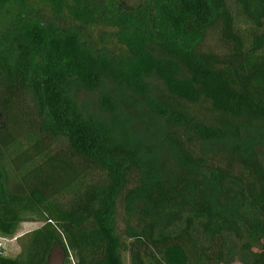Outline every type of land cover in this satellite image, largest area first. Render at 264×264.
I'll use <instances>...</instances> for the list:
<instances>
[{
  "label": "trees",
  "instance_id": "16d2710c",
  "mask_svg": "<svg viewBox=\"0 0 264 264\" xmlns=\"http://www.w3.org/2000/svg\"><path fill=\"white\" fill-rule=\"evenodd\" d=\"M131 1L0 0V264H264V0Z\"/></svg>",
  "mask_w": 264,
  "mask_h": 264
},
{
  "label": "rangeland",
  "instance_id": "374dc122",
  "mask_svg": "<svg viewBox=\"0 0 264 264\" xmlns=\"http://www.w3.org/2000/svg\"><path fill=\"white\" fill-rule=\"evenodd\" d=\"M132 3V1L130 0ZM3 124V117L0 114V125ZM66 141L60 140L54 143L53 150L65 149ZM73 198L71 195H62L58 198L63 204H66L68 200ZM42 222H30L26 221L20 225L19 230L15 236H4L0 235V253L5 256H16L21 251V243L19 237L42 226ZM127 225L135 226L134 218L128 219L127 215L124 212V208L120 207L117 212L116 217V227L117 232L121 240L127 244L128 249L122 251V258L124 264H134L137 258H142L146 264H156L155 261L145 254V246L134 242V239H131L126 234ZM200 231V230H199ZM202 245H206V237L203 234H197ZM244 241L245 243L247 242ZM227 245L225 250V259L222 262H208V264H240L245 259H250L253 257V251L251 249L244 248V242L237 239L233 234H227ZM254 250V249H253ZM66 258L62 248L55 244L51 255L49 257L47 264H65ZM76 260L71 259L70 262L66 264H75Z\"/></svg>",
  "mask_w": 264,
  "mask_h": 264
}]
</instances>
